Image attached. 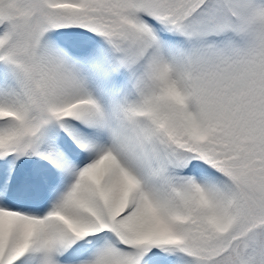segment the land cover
I'll return each instance as SVG.
<instances>
[{
	"label": "snow or ice",
	"instance_id": "snow-or-ice-1",
	"mask_svg": "<svg viewBox=\"0 0 264 264\" xmlns=\"http://www.w3.org/2000/svg\"><path fill=\"white\" fill-rule=\"evenodd\" d=\"M0 264H264V0H0Z\"/></svg>",
	"mask_w": 264,
	"mask_h": 264
}]
</instances>
